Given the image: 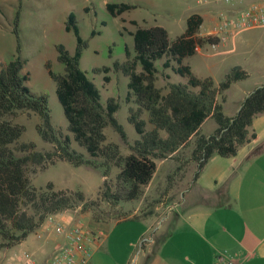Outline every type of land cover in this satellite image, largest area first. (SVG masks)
Listing matches in <instances>:
<instances>
[{"label": "trees", "instance_id": "1", "mask_svg": "<svg viewBox=\"0 0 264 264\" xmlns=\"http://www.w3.org/2000/svg\"><path fill=\"white\" fill-rule=\"evenodd\" d=\"M106 7L117 17L136 5L107 2ZM19 15L18 11L15 28L18 51L21 48ZM203 22L201 14H191L185 32L174 40H170L168 30L163 26H139L132 32L135 56L128 55L126 60L114 62V69L129 77L128 99L134 96L136 102V106L129 108V121L140 138L131 142L116 117L120 102L110 97L104 105L99 88L80 66L89 41L81 36L76 15L69 14L66 29L75 33L76 51L71 53L64 44H57L58 60L64 64L65 72L55 73L50 62L47 68L57 82V95L69 121V130L88 155L73 149L70 136L53 125L49 98L45 93L38 94L30 89L27 84L29 74L23 73L26 61L20 55L0 68V252L23 242L51 215L79 209L83 213L92 211L97 218L100 201L115 207L121 202L138 199L157 170L156 159L179 160V172L184 171L187 162H196V180L213 155L235 156L240 147L255 138L252 127L255 117L264 113V85L245 98L236 115L228 116L223 105L227 90L233 83L248 78L249 72L234 66L219 84H215L211 77H198L192 67L184 63V59L194 55L200 46L220 43L216 37L199 34ZM133 23L137 24L136 21ZM163 57L164 68H172L188 78L187 83L169 82L166 94L156 85L158 69L155 61ZM139 65L141 71H138ZM95 70L108 73L111 67ZM105 80L109 81L110 77L106 75ZM144 111H148L149 122L154 126L150 130L142 117ZM32 112L40 115L38 132L53 144V149L41 151L32 142H20L25 128L15 119L20 114ZM209 119L215 120L217 128L205 135L203 124ZM108 125L129 145L131 152L128 155L121 153L118 144L107 142L105 128ZM186 150H190L187 158L179 155ZM58 160L100 168L104 177H108L112 166H117L120 170L116 175V188L113 189L105 179L98 198L91 199L81 190L55 189L52 183L40 188L34 186L31 174ZM174 180L175 176L171 174L166 191L172 189ZM148 215L128 217L124 212L117 220H135Z\"/></svg>", "mask_w": 264, "mask_h": 264}, {"label": "rangeland", "instance_id": "2", "mask_svg": "<svg viewBox=\"0 0 264 264\" xmlns=\"http://www.w3.org/2000/svg\"><path fill=\"white\" fill-rule=\"evenodd\" d=\"M0 0V68L9 61L20 55L26 64L23 73L29 74L27 81L30 89L38 94L45 93L49 98L52 123L60 129L64 135L71 138L72 148L77 152L88 155L85 147L75 139L74 133L69 130V121L64 113L62 104L57 95V82L50 75L47 63H51L55 73L63 74L65 67L58 60L56 45L64 44L71 53L76 51L77 38L74 31L66 29V21L71 12L77 19L80 34L89 41V46L84 50L80 60V66L94 81L101 93V102L105 105L110 97H115L121 104L116 113L118 121L124 126L129 140L134 142L140 138L134 125L129 121V108L136 106L134 96L128 99L130 91L129 77L122 71L114 69L116 60L124 61L128 55L135 56L134 32L137 27H149L160 25L168 30L170 40L176 39L185 32L187 18L193 11H199L210 17L208 8L214 4V0ZM107 2H127L135 4L136 7L126 11L124 14L114 17L107 10ZM19 15V43L15 32L16 18ZM209 11V12H208ZM217 13L215 12L214 15ZM136 21L137 24L133 23ZM207 18L204 28L211 25ZM95 31V34L92 33ZM165 57L155 61L158 69L156 85L168 92V83H187L188 78L172 70L164 68ZM193 72L201 78L211 77L215 84H219L225 75L234 66H241L249 72V77L237 84H232L226 95L227 111L234 109L235 102L241 98L243 93L254 91L264 85V26L251 29H241L232 33L227 42L220 45L205 44L200 46L194 55L184 59ZM109 66L108 73L95 70L97 67ZM141 71V66H138ZM110 77L109 81L105 76ZM142 117L146 120L147 129L154 126L149 122V113L144 111ZM15 121L24 126L25 130L20 142H32L37 150L46 151L53 149V144L44 140L38 132L41 117L37 113L20 114ZM215 121L210 119L203 125V133H208L214 126ZM107 142L119 145L121 153L128 155L131 150L120 134L111 125L105 128ZM190 150L179 153L187 158ZM157 170L148 186L143 188V194L134 201L121 202L118 206H111L107 202L100 201V211L97 218L92 211L81 212L79 209L71 210L76 219H81L92 228L97 219L100 221H111L104 224L106 233H112L111 247L114 245L122 250L120 260L112 256V251H104L97 255L98 260H104L99 264H135L139 254L140 234L148 227V220H128L114 224L120 213H154L157 215L155 226L160 218L167 213V205L174 204L179 200L180 190L185 187L183 177L194 172L196 162H187L184 171H178L180 162L174 158L156 159ZM117 166H112L108 177L103 176L100 168L87 165L76 166L65 160H58L54 164L38 170L31 174L32 183L40 188L52 183L55 189L77 191L81 190L87 198L97 199L99 192L104 188V181L116 188V175L119 172ZM178 171V172H177ZM183 172V173H182ZM179 173V174H178ZM175 176L174 185L170 191L169 176ZM164 201L163 208L156 210V206ZM154 211V212H153ZM83 214V215H82ZM42 229L30 234V240H38V233ZM57 235L56 232L52 233ZM45 237V236H44ZM115 240H118L114 243ZM19 246V245H18ZM21 248V247H17ZM24 248V247H23ZM3 250L0 256H4ZM49 258V257H48ZM50 259V258H49ZM5 264H10L7 256H4Z\"/></svg>", "mask_w": 264, "mask_h": 264}, {"label": "crops", "instance_id": "3", "mask_svg": "<svg viewBox=\"0 0 264 264\" xmlns=\"http://www.w3.org/2000/svg\"><path fill=\"white\" fill-rule=\"evenodd\" d=\"M198 3L203 2L199 0ZM225 7V4L214 1L212 7L208 8L210 13L213 12L210 17L199 11L189 14L199 13L203 16L204 22L199 31L201 36L209 34L216 22L215 12ZM207 18L212 23L203 29ZM251 92L253 90L243 93L231 112L227 111L225 101V114L236 115ZM216 128L215 122L211 131L203 134L210 135ZM252 130L256 133L255 138L240 147L235 156L213 155L196 180L197 168L189 176L183 177L181 180L185 179V187L180 190L179 200L167 205V213L156 226L157 215L154 211L136 219L148 220L149 223L140 234L135 264H226L232 259L238 264H264V113L255 117ZM163 204L164 201L155 209L160 210ZM136 212L133 211L128 217L135 216ZM51 216L67 222L76 220L71 210ZM128 220H115L113 223ZM109 222L98 221L93 228L89 225L103 234L89 243L90 255L86 264L103 263L104 260H98L97 255L107 250H111L112 256L120 260L122 250L115 245L111 247L112 233H106L102 227ZM40 229L42 232L38 233V240H30L29 234L19 246L5 249L4 256L8 257L9 263L18 260L23 251L32 253L40 264L47 263L64 238L63 235L52 234L56 230L50 226L48 219ZM4 256H0V264H5Z\"/></svg>", "mask_w": 264, "mask_h": 264}, {"label": "built area", "instance_id": "4", "mask_svg": "<svg viewBox=\"0 0 264 264\" xmlns=\"http://www.w3.org/2000/svg\"><path fill=\"white\" fill-rule=\"evenodd\" d=\"M225 4L216 14V22L209 34L227 42L232 33L241 29L264 26V0H214ZM219 43V44H220ZM48 222L57 234L63 235L64 242L56 249L46 264H86L89 259V243L100 237L103 232L91 229L81 219L67 222L55 216H49ZM18 260L10 264H40L29 251H23ZM226 264H238L230 260Z\"/></svg>", "mask_w": 264, "mask_h": 264}]
</instances>
